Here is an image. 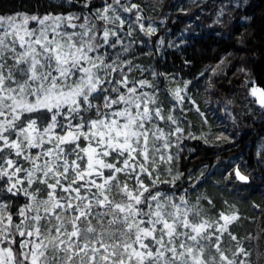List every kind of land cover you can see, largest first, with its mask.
Wrapping results in <instances>:
<instances>
[{
	"label": "snow or ice",
	"instance_id": "6c2138e0",
	"mask_svg": "<svg viewBox=\"0 0 264 264\" xmlns=\"http://www.w3.org/2000/svg\"><path fill=\"white\" fill-rule=\"evenodd\" d=\"M48 8L0 12V264H262L264 228L238 236L235 205L177 194L180 145L197 138L174 115L191 81L166 108L155 77H170L134 63V33L157 31L141 5ZM250 95L264 110V89Z\"/></svg>",
	"mask_w": 264,
	"mask_h": 264
},
{
	"label": "trees",
	"instance_id": "16d2710c",
	"mask_svg": "<svg viewBox=\"0 0 264 264\" xmlns=\"http://www.w3.org/2000/svg\"><path fill=\"white\" fill-rule=\"evenodd\" d=\"M132 2L141 5L142 15L151 17L145 24L152 23L157 29L151 37L134 33L138 41L134 45V63L144 69L149 79H153L152 72L170 77H155L166 108L175 103L166 90L191 81L187 99L176 105L174 115L197 138H183L180 145L179 160L174 162V168L182 173L176 181L180 189L177 194L187 189L193 200L207 196L215 205L213 213L225 209V201L235 205L240 220L231 230L238 236L249 232L255 236L264 228V110L253 103L250 83L264 89V0ZM57 3L58 0H39V5L37 0H0V12L43 14L50 10L49 4ZM235 3L244 6L235 8ZM221 6L227 14L218 19ZM160 39L164 44L157 52ZM133 75L139 78V73ZM237 167L249 177L248 184L235 179ZM260 235L264 249V233ZM247 246L254 250V242ZM252 258L255 260V250Z\"/></svg>",
	"mask_w": 264,
	"mask_h": 264
},
{
	"label": "water",
	"instance_id": "95a60500",
	"mask_svg": "<svg viewBox=\"0 0 264 264\" xmlns=\"http://www.w3.org/2000/svg\"><path fill=\"white\" fill-rule=\"evenodd\" d=\"M251 84V88L252 87H258V88H260L259 86H257L256 84H255V82H253V83H250ZM250 88V89H251ZM251 96V95H250ZM251 98H252V100L254 101L256 98H254V97H252L251 96ZM256 105H258L259 106V104L258 103H256ZM260 107V106H259ZM234 176H235V174H234ZM235 179H236V177H235ZM237 180V179H236ZM238 181V180H237ZM239 183H241V184H248L249 183V181L247 182V183H245V182H241V181H238Z\"/></svg>",
	"mask_w": 264,
	"mask_h": 264
}]
</instances>
